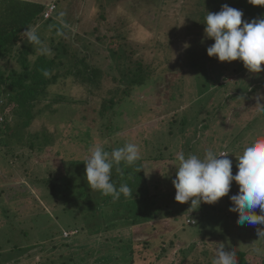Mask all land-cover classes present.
Masks as SVG:
<instances>
[{
	"label": "rangeland",
	"instance_id": "1",
	"mask_svg": "<svg viewBox=\"0 0 264 264\" xmlns=\"http://www.w3.org/2000/svg\"><path fill=\"white\" fill-rule=\"evenodd\" d=\"M29 1L45 3L46 7L48 4L57 6L54 21L48 25L42 22L33 29L39 37L38 44L32 43L38 54L45 52L52 55L51 45L63 41L70 54L77 50L87 51L89 62L101 67L109 75L95 95H89L86 87L73 78L62 79L51 87L53 95L72 97L85 103L64 106L53 117L44 115L38 118L30 128L21 129L22 140L11 136L21 119L13 117L12 108L7 113L9 117L0 113V122L9 118L12 128L6 131L0 127V264H75L71 258L78 264H103L108 256L115 258L112 264H130V260L123 257L122 249L126 244L133 243V239L143 241L155 237H159L155 240L158 242L167 237L166 247H169L171 240L175 242L162 260L153 263L156 258L150 256L138 264H180L182 258L179 251L194 243L199 246L204 244L211 251H216L215 246L220 243L242 251L253 248V245L263 244L264 248V239L259 238L258 231H254L262 230L264 224L240 225L237 223L239 213L229 210L232 207L230 196L238 192L236 182L232 183V189L226 196L213 204L204 203V206L194 210L190 208L189 201L191 210L186 212L187 220L186 217L178 221L173 218L159 219L161 222L156 224L157 230L144 231V225L139 224L145 222L139 220L138 224L133 225L132 216L128 225L119 224L117 228L107 231L104 205L100 200L95 202L100 194L91 190L84 179V161L90 154L93 142L96 145L99 143L101 147L107 145L115 148L116 142L124 145L136 139L140 142L151 137L158 143L151 144L150 150L166 158L173 153L176 167L179 163L176 155L179 152H183L186 157L191 154L203 157L209 149L217 153L226 150L231 153L229 158L233 161L232 172L235 175L238 171L237 157L244 145L264 135V113L260 112V108L264 107L261 81L247 78L250 74L248 70L241 72L242 61L220 62L218 58L207 55L206 49L214 40L205 37L204 29L192 25V9L196 0ZM102 5L105 6L104 10L100 8ZM101 14L106 16V21L99 20ZM124 30L128 36L125 43L132 47L118 49L116 45L113 48V37ZM99 36L103 40L98 39ZM64 44H59V48ZM117 49L120 52L115 55L113 51ZM130 49L136 51L134 57ZM197 58L209 60L205 68L207 70L202 74L204 78H207V73L210 75L212 86L204 93L199 84L198 70L188 67L190 61ZM138 59L152 64L156 76L162 77L130 102L135 104L133 107L127 106L131 117L128 119L124 115L116 122L117 125L123 122L121 133L104 138L100 130L102 124L110 123L111 114L102 120V101L112 97L111 92L118 83L115 80L133 69ZM6 69L9 72L11 68ZM261 73L252 74L258 79ZM1 99L0 106H3L6 101ZM200 102L206 108V115L199 122L198 116L202 117V107L198 108ZM174 110L177 118L168 119L174 115ZM142 117L147 122L133 127L142 121ZM205 120L209 122V127L205 132H199L200 128H204ZM45 128L56 134L55 150L49 148L47 152L36 155L29 149L28 138L35 131ZM76 162L79 164L74 165ZM176 167L169 164L166 172L174 173ZM156 171L158 173L159 168ZM155 180L157 177L152 181L161 188L153 191L158 204H161L163 199L160 197L163 194L167 200L173 198V202L174 195L167 196L174 192L169 189L172 186L169 175L165 180L160 178V182ZM63 183L68 184L82 202L84 215L90 214L89 208L96 205L97 216L90 220L88 227L97 221L99 231L89 230L88 235L65 237V232L72 231L75 224L74 213L71 208H66L64 195L60 192L64 190ZM55 186L57 193L52 192ZM105 209L107 212L113 210L110 207ZM255 211L262 214L259 208ZM189 213L194 218H188ZM188 221H194L195 225H189ZM173 231L180 233L174 239ZM158 250L159 247L153 245L149 253L155 254ZM260 256H264V253Z\"/></svg>",
	"mask_w": 264,
	"mask_h": 264
},
{
	"label": "trees",
	"instance_id": "2",
	"mask_svg": "<svg viewBox=\"0 0 264 264\" xmlns=\"http://www.w3.org/2000/svg\"><path fill=\"white\" fill-rule=\"evenodd\" d=\"M225 4L241 10L243 13L242 20L245 21L250 22L254 18L264 16V5H252L249 3V0H196L195 7L192 9L193 27L198 26L201 27V29H204V21L208 12L217 13ZM100 8L104 10L105 6L102 5ZM46 11V4L41 2L29 0H0V99L3 97L1 100L6 101V104L0 106V113L9 117L7 113L11 111L12 108L11 113L13 114V117L21 119L13 130L9 126V118L0 122V127H4V130L6 131L11 128V136L18 138L19 140L23 139L21 137V129L30 128L38 118L44 115L45 117L47 115H51V117H53L57 113L61 112L64 106L85 103L84 101L77 100L72 97L70 98L64 95L52 94L50 91L51 87L57 85L62 79L73 78L74 81L83 87H86L89 95H95L102 89L106 76L109 75L101 67L93 65L89 62V55H87V51L79 52L77 50L76 53L70 54L68 47L63 41L59 42L57 45L54 43L51 45L52 55L45 52L38 54L36 48L27 40L23 32L26 28L31 30L35 29L42 22L48 25L54 21L57 9L52 14L51 18L47 20L45 19ZM100 18L99 20L102 21L107 20L104 14H101ZM118 33L119 34H116L112 39L111 43L114 45L112 47L115 48L117 45L118 49L120 47H127V49L131 48V45L125 43L128 39L126 30ZM53 38L56 37L54 36ZM98 39L103 40L100 36ZM52 42H55V39H52ZM62 43L64 45L62 48H59V44ZM118 49L113 51L115 55H118L120 52ZM130 51L133 52L132 57H134L136 55V51L131 49ZM207 63H209V60L204 61L197 58L192 59L188 65L189 69L198 70V80L203 93L206 92V90H209L212 86V78L210 75L207 73V78H204V74H202L207 70L205 69ZM152 67L153 65L147 64L144 59H138L135 62V67L130 71L123 73L121 79H114L118 82L117 88L111 92L112 97L102 101L101 104L100 117L102 120L103 118H108L107 116H110L111 114V119L109 118L110 123L106 125L102 124L100 130V135L102 137L112 138L115 137V134H120L123 129V122H121L122 125H117L116 122L117 120H121L124 115H127L128 119L131 117L128 107L131 108L135 104H130V102H132V100L145 89L151 85H155L158 78L162 77V75L156 76V71L152 69ZM6 68L11 69L8 72V69ZM262 68H264V65H262ZM241 69V72L248 70L243 64ZM255 76L256 75L250 72V74L247 75V78H254L253 81H261V87H264V71H262L261 77L258 79H256ZM210 83L211 85L209 86ZM253 92L255 91H252L251 93ZM173 96L175 98L178 97L177 95ZM198 105V108L202 107V109H200L202 117L198 116L200 122V118H203L204 115H206V108L204 105L202 106L201 102L198 103ZM181 111L185 113L184 110ZM145 115L147 117L146 113ZM164 117L163 122H165L164 120L166 119L165 114ZM175 117L177 118L176 111L174 115L170 116L168 119L172 120ZM146 122L147 119L145 120V118L142 117V121H139L138 124H134L133 127ZM208 127L209 122L205 120L204 128H200L199 132H205ZM124 129H126V126H124ZM1 130L2 128L0 131ZM151 136L153 137V135ZM29 137V149H31L32 153L40 155L47 152L49 148L53 151L55 150L53 148L56 145V134L51 133L48 129L45 128L43 130L35 131L30 134ZM154 140L155 139L151 137H148L144 141L140 142L136 139L133 143L139 146L140 152L144 151L143 153L141 152V159L133 166L121 165L123 175L117 173L115 168L112 171V180L116 183L117 187H119L122 183H126L133 192V198H126L121 194L118 200H114L112 197L104 196L99 192L100 197L96 199L95 202L101 201L104 205V219L107 220L105 229H107V231L117 228L119 224L128 225L132 216L134 218V222L132 221L133 225L138 224L137 221L139 220H143L145 222V224H139L141 226L144 225V231L157 230L156 224L161 222L159 219L168 220L173 218L178 221L181 220V217H186L187 220L186 212L191 210L188 206L190 202L183 203L185 204L184 207L181 205L176 206L175 203L179 202L175 200L176 190L173 183L172 186H169V189L170 192H174L171 194L168 193L169 195H167H174L173 202V198H171V200H167V198H165L166 195L163 194L160 197L161 200L163 199L162 201H167H161V204H158L156 196H153L154 190L161 189L158 185H155L156 182L152 181L154 177H157V180L155 181L160 182V178L165 180L169 175L170 179L173 180L176 176L175 171L174 173L166 172V169L169 168V164L176 167L173 153L169 154L168 158L163 156L161 153H153V151L150 150V146L153 143H158ZM98 144L99 143H97V145ZM124 145H118V142H116L115 148L123 147ZM93 146H96L94 142ZM106 146L103 148L109 152H111L114 148L112 146ZM78 164L79 162H76L74 165ZM162 167L163 169L161 170L160 168ZM158 168L159 175L156 171ZM65 178L66 180L68 179L67 176H65ZM62 186L64 190H60V192L64 195L65 205H67L66 208H71L70 210L74 213L73 219L75 227H73L72 231L77 230V235H88L89 230L92 232L97 231V221L93 222V224L88 227L90 220L97 216L95 212L96 205H92L89 208L90 214L84 215L85 207L81 205L82 202L76 198L74 192L71 188H69L68 184L66 185L63 183ZM230 189H232V187ZM52 192L57 193L56 186L52 189ZM186 206L188 211H186ZM200 206H204V203H201ZM105 207L113 208V210L111 209L107 212ZM189 217L194 218V215L189 213L188 218ZM108 219H110V221H108ZM186 220L183 226H185ZM188 224L195 225L190 221H188ZM255 230L258 231L257 229H254V231ZM262 230H264V228H262ZM185 232L186 229L183 230L184 234ZM172 234H175L172 236L174 239L177 235L179 236L180 233L173 231ZM156 239H159V237L143 240L144 242L133 239V243L126 244V246L122 249L124 252L123 257L125 259H129L130 264H138V262L146 261L147 257L150 256L152 258H156V260H153V263L162 260L169 252V248L172 247L175 240H171L169 247H166L167 237H164L163 240L160 239V242L155 241ZM54 244H56V242ZM153 245L155 247H159L158 252L155 254L149 253ZM218 246L219 245L215 246V248L217 249ZM200 247L202 248L200 249ZM257 248H259L262 252H257ZM226 249L236 253L238 264H255L258 261L260 262V260L262 261L260 264H264V256H260L264 253L263 244L261 246L253 245V248L244 251L231 247H226ZM178 254H181L182 258L180 260V264H186L188 261H192V264H213L216 251H211L210 248L204 244L203 246H199V244L194 243L191 247L181 249ZM258 254L260 255L258 256ZM255 257L257 258L255 259ZM201 258H204V260L201 261ZM114 259L115 258L113 256L112 258L111 256H108V258L104 259L103 264H112ZM71 260L75 264H78V262H75L73 258H71Z\"/></svg>",
	"mask_w": 264,
	"mask_h": 264
},
{
	"label": "clouds",
	"instance_id": "3",
	"mask_svg": "<svg viewBox=\"0 0 264 264\" xmlns=\"http://www.w3.org/2000/svg\"><path fill=\"white\" fill-rule=\"evenodd\" d=\"M252 5H264V0H249ZM241 10L223 5L217 13L208 12L204 21L205 37L214 40L207 47V55L220 62L242 61L251 73L264 71V16L250 22L242 20ZM30 43H39L34 30L23 32ZM264 113V107L260 108ZM84 161L85 176L89 188L118 200L121 194L133 198L131 188L122 183L117 187L112 180V171L123 175V166H133L141 159V152L135 143H126L111 152L96 145L89 149ZM229 151L219 153L209 149L203 157L195 154L187 157L183 152L176 155L178 167L172 180L176 190L175 200L190 203V208L198 209L201 203L213 204L226 196L233 182L238 184V192L230 196V211L238 212L237 223L244 225L264 224V135L247 142L237 157V169L233 175V161ZM259 208L262 214H257ZM259 238H264V230H258ZM257 252L261 250L256 249ZM213 264H238L234 251L220 243L216 249Z\"/></svg>",
	"mask_w": 264,
	"mask_h": 264
},
{
	"label": "built area",
	"instance_id": "4",
	"mask_svg": "<svg viewBox=\"0 0 264 264\" xmlns=\"http://www.w3.org/2000/svg\"><path fill=\"white\" fill-rule=\"evenodd\" d=\"M48 8H47V11H46V13H45V17L48 19L49 17H51L52 16V14L56 11V9H57V6H56V4H48V6H47ZM2 120V119H1ZM192 224H195V222L193 221H190ZM76 233V234H75ZM78 234V231L77 230H74V231H70V232H65V237L66 238H68V237H70V235L71 236H73V235H77Z\"/></svg>",
	"mask_w": 264,
	"mask_h": 264
}]
</instances>
